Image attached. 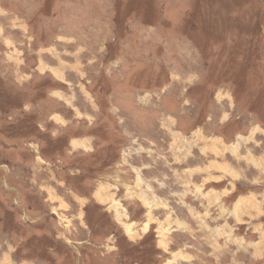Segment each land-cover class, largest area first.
Listing matches in <instances>:
<instances>
[{"label":"rangeland","instance_id":"rangeland-1","mask_svg":"<svg viewBox=\"0 0 264 264\" xmlns=\"http://www.w3.org/2000/svg\"><path fill=\"white\" fill-rule=\"evenodd\" d=\"M0 264H264V0H0Z\"/></svg>","mask_w":264,"mask_h":264},{"label":"bare ground","instance_id":"bare-ground-1","mask_svg":"<svg viewBox=\"0 0 264 264\" xmlns=\"http://www.w3.org/2000/svg\"><path fill=\"white\" fill-rule=\"evenodd\" d=\"M196 188V187H195ZM244 208V207H243Z\"/></svg>","mask_w":264,"mask_h":264}]
</instances>
